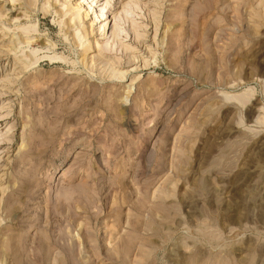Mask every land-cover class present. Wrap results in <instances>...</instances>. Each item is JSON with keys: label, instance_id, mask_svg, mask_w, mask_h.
I'll list each match as a JSON object with an SVG mask.
<instances>
[{"label": "rangeland", "instance_id": "1", "mask_svg": "<svg viewBox=\"0 0 264 264\" xmlns=\"http://www.w3.org/2000/svg\"><path fill=\"white\" fill-rule=\"evenodd\" d=\"M77 1L0 0V264H264V0Z\"/></svg>", "mask_w": 264, "mask_h": 264}, {"label": "bare ground", "instance_id": "2", "mask_svg": "<svg viewBox=\"0 0 264 264\" xmlns=\"http://www.w3.org/2000/svg\"><path fill=\"white\" fill-rule=\"evenodd\" d=\"M22 1H24V3H26L28 6H29V4L31 5V3H32V0H22ZM62 1V0H61ZM100 2V0H96L95 1V4L97 5V3H99ZM81 2H80V0H78L77 2H76V4H74V6L76 7L78 4H80ZM105 3H108L107 1L105 2ZM94 4V5H95ZM135 7H137V6H135ZM94 8H95V6H94ZM103 10V9H102ZM59 11V10H58ZM56 13H57V11H56ZM100 13V12H99ZM97 15V14H96ZM77 18L79 19V17L77 16ZM116 18V17H115ZM69 19H71V18H69ZM67 22V21H66ZM69 23H71V22H69ZM103 26V25H102ZM68 27V26H67ZM105 27V25L103 26V28ZM83 33V32H82ZM112 35L114 34L113 32L111 33ZM83 36V35H82ZM16 41L14 42V44H19V43H23L24 41H23V39L20 37V35H17L16 36ZM23 60V59H22Z\"/></svg>", "mask_w": 264, "mask_h": 264}]
</instances>
